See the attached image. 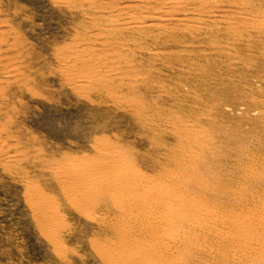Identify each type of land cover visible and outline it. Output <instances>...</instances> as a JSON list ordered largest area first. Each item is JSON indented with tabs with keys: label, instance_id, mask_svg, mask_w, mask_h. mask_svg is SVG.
<instances>
[{
	"label": "rangeland",
	"instance_id": "1",
	"mask_svg": "<svg viewBox=\"0 0 264 264\" xmlns=\"http://www.w3.org/2000/svg\"><path fill=\"white\" fill-rule=\"evenodd\" d=\"M192 5L197 32L154 20L156 0H0V264H137L133 248L159 264H264V0L180 13ZM195 157L219 166L226 241L176 256L179 230L111 234L122 196L94 179L136 167L161 196L185 193Z\"/></svg>",
	"mask_w": 264,
	"mask_h": 264
},
{
	"label": "bare ground",
	"instance_id": "2",
	"mask_svg": "<svg viewBox=\"0 0 264 264\" xmlns=\"http://www.w3.org/2000/svg\"><path fill=\"white\" fill-rule=\"evenodd\" d=\"M156 1H157L156 9L157 11L158 10L160 11L158 13V15L160 16L159 18H155L154 20H157V21L166 20V19H170L171 16L176 15L174 18L178 22L182 23L185 27L187 26L190 29V32L199 31V28H196V26H190L189 22L187 21L193 20L194 14H197V11L203 12L204 9H202L201 7L192 5V7L189 9V12H188L190 13L189 15L184 14V11L180 13L181 9L187 6L186 5L182 7V4H190V3L196 4V0H156ZM118 3L119 2L114 3V7L121 5L119 10L121 9L125 10L124 7H134V8L137 7L135 5L133 6L132 2L131 4L130 2L126 4L127 1L125 4L120 2L123 5L118 4ZM238 9H241V7L239 6ZM146 11L149 12L148 10ZM145 13L141 12L140 14L139 13L138 14L141 15ZM149 15H152V14L149 13ZM127 19L129 18H125L126 23L131 22V20L127 21ZM185 22L187 23L185 24ZM146 25L155 26L158 24H155L152 22V23H147ZM212 29H214V27L211 28V31ZM0 31H2L1 28H0ZM202 36L204 37L206 35H202ZM194 159H195V162H199L200 165L195 166V167L190 166L186 168L185 174L183 175V179H182L183 186H185V193H177L174 191H169L165 194V196H161L162 190H159L158 187H154L152 182L148 181L147 178L144 179L143 178L144 176L135 170L136 167L135 169H131L132 172L122 169L121 173H118L119 176L117 174V177L114 179L109 177L108 179L98 180L100 176L99 177L96 176L94 172V175L98 177L97 179H94L95 180L94 185H95V188H97L99 192H102V194L103 193L108 194V196L111 197L113 200H115L116 203H117L118 196H122L119 208L123 211L124 214H126V216H119V219L116 217L118 219L116 220L120 222L115 223V220H114L113 222L114 224H112V226L110 227L112 229L111 234L116 236L121 241L127 242L131 240L133 233L136 234V232H138L137 229H140L142 232H144V235L145 233H148V234L152 233L157 238L162 233L166 234L164 232L165 229L170 232H172L173 230L175 231L179 230L181 231V233H176V232L171 233V237L174 240L173 245H176L171 254L174 255V253H176V256L179 254H183V252H186L184 248L188 250L186 253H189L190 251L195 249L198 244H201L200 241L206 240L207 237L214 238L216 236L221 237L222 235H224L223 233L225 231V227H227L230 224V221L226 219V216L223 213V208H221V206L224 205L227 207V205L231 206L232 204L230 201H227V200L223 201L225 198L223 196H220V192L223 193L222 189L225 188V186L219 185V182H221V180L218 181L217 177L215 176L217 171L219 170L218 169L219 166L216 167L213 165V163L206 165L207 163H202L204 161L203 158L199 159L198 157H195ZM111 160L114 161L115 164L117 162L122 166L125 165V164H122L121 158L118 156H112ZM96 166L97 165H95V167ZM200 167L202 168L200 169ZM93 170H96V169H93ZM90 171L88 173H90ZM86 173L85 175H89ZM97 174H100V173H97ZM91 175H93V172L91 173ZM91 175L89 178L87 177L90 180H92ZM102 176L100 178H102ZM82 178H84V174ZM71 179H73V181L77 179L79 180L80 176L75 175V176H72L70 180ZM78 180L76 182H80ZM96 180H98V182ZM76 182L74 184H77ZM81 184H83V181ZM86 185L85 186L81 185V186L84 188L86 187ZM91 185H89L90 188H92ZM226 187H230V185L226 184ZM86 188H88V186ZM119 193H122L123 195ZM96 194L99 195V193H96ZM215 204L217 206H215ZM79 206L81 205L79 204ZM235 223H237L236 230L239 229V234L237 236L240 237L243 234V223L241 222H235ZM107 224L108 223H106L105 225ZM138 235L143 236V234L140 232H138ZM226 240L227 238H224V237L222 239H219L220 242H224ZM159 243H160V247L164 249V252H165V249L171 251V249L169 248L170 243L162 241V240H160ZM145 249L149 250L147 247ZM126 255L128 259L136 261L137 264H159L158 262L161 261L159 258V254L147 256L143 252H139L138 250L134 248L130 249V251L127 252ZM113 256H114V253L112 254V256L108 255L106 257L109 264H120V262H118V257L115 258ZM225 258H226L225 256L221 257V259L224 261H225Z\"/></svg>",
	"mask_w": 264,
	"mask_h": 264
}]
</instances>
